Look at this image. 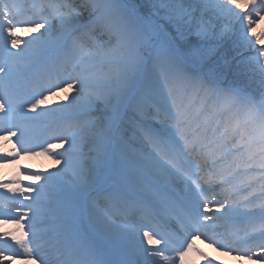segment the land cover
Returning a JSON list of instances; mask_svg holds the SVG:
<instances>
[{
	"label": "snow or ice",
	"instance_id": "1",
	"mask_svg": "<svg viewBox=\"0 0 264 264\" xmlns=\"http://www.w3.org/2000/svg\"><path fill=\"white\" fill-rule=\"evenodd\" d=\"M262 19L264 0H0V134L20 146L0 163L21 153L63 159L58 171L33 173L35 187L10 189L19 196L0 194V216L21 232L0 234L13 241L0 245V264H186L192 252L220 264L197 247L201 238L264 264V31H254ZM21 28L36 34L22 41ZM229 35L255 53L238 61L254 62L255 88L218 60ZM61 89L72 90L71 101L49 114L71 110L75 119L32 144L29 112ZM212 185L222 199L208 194ZM161 189L172 193L165 213L175 232L120 212L139 196L153 219ZM20 197L30 201L23 209Z\"/></svg>",
	"mask_w": 264,
	"mask_h": 264
},
{
	"label": "bare ground",
	"instance_id": "2",
	"mask_svg": "<svg viewBox=\"0 0 264 264\" xmlns=\"http://www.w3.org/2000/svg\"><path fill=\"white\" fill-rule=\"evenodd\" d=\"M21 4L27 5L30 3V0H19ZM254 31L260 33L264 31V19L260 20L258 24H256ZM35 30L33 29L29 32L27 28L18 29L17 35H19L23 40L30 39L32 35H35ZM23 46V44L21 45ZM257 48L260 45H256ZM242 48H237V53L240 52ZM13 51H16L15 49ZM250 51L244 50V52ZM264 61H262L263 63ZM21 84H25L23 81L18 85V88L25 92V88L21 87ZM71 89H61L56 92L55 95H47V99L43 104L40 105V109L37 110V115L42 119L35 118L34 120L28 119L25 120L26 128H27V137L32 144H41L39 141L43 138V136L47 135L48 131H50L49 140L51 138V131L56 128L57 124L64 122L66 119H75V114L70 110L68 113L63 116H57L49 114L50 109H56L59 105L68 104L71 101L72 95ZM24 111H28L27 107H25ZM100 116V113L93 114L90 117V120H97ZM38 120H44V130L37 131L34 129L35 125L40 124ZM99 126V123H98ZM19 136V133H17ZM127 138L131 143V146L138 151H142L146 156L150 152V150H145L144 146L139 143L138 139H134L131 135V132L127 133ZM140 139V138H139ZM17 137L14 136L9 139L7 134H0V155H15L12 151L13 149L18 150L19 144H17ZM52 143H59L57 140H51ZM137 141V142H136ZM141 141H143L141 139ZM144 142V141H143ZM67 145L65 144V148ZM83 151L85 153V158H87V154L92 149V140L86 138L82 144ZM37 152L42 151L40 147L36 148ZM56 152H63L64 149H56ZM60 161V163H57ZM63 166V159L60 156H54L53 154H42V155H25L21 153L16 159H9L6 163H0V183H6V188H0V194L4 196H19L18 192L10 191V189H27L29 186L35 187L38 181L33 180V173H48L58 171ZM203 174V173H202ZM119 180V176L115 173L112 174V179L109 180L108 186L116 187L117 182ZM257 189H259V184L256 185ZM211 190L208 193L210 196L215 195L217 199H222L224 193L222 194H214V190L218 187L214 185L210 186ZM220 189V188H219ZM246 193H242L244 195ZM26 195H32V193L26 192ZM220 195V196H219ZM172 196L171 192H165L163 189L158 191L157 198L155 202L151 204L150 207V216L153 218V223H160L164 227H171L174 231L172 224H175L174 218L166 215L165 210L168 207L169 200ZM30 201L24 200L23 197H20L18 201H16L17 207L23 209V206L28 204ZM120 212L127 216L128 222L133 223L135 220H131L129 214H134L135 216L144 215L145 207L144 202L139 196H129L127 206H121ZM132 221V222H131ZM172 222V224L170 223ZM25 228L24 231H27V222L24 221ZM144 224H150L149 222H145ZM179 225V224H178ZM223 232V228L220 229ZM4 232H9L14 235H20L21 232L18 226L10 220H7L6 216H0V234ZM175 232V231H174ZM159 238V237H156ZM9 243H13L11 237H5ZM4 239H0V245L4 244ZM197 247L200 248L208 257L212 258L214 261H219L220 264H257L255 259L249 260L247 258L240 257L238 258L237 253H233L232 255H227L224 250H218L216 247L211 245L209 242L203 240V238L197 240ZM5 255H11V251H7ZM11 264H23L22 259H13ZM27 264H38L35 260H29ZM147 264H153L152 261H148ZM186 264H206L203 257H201L198 253L192 252L186 257Z\"/></svg>",
	"mask_w": 264,
	"mask_h": 264
},
{
	"label": "rangeland",
	"instance_id": "3",
	"mask_svg": "<svg viewBox=\"0 0 264 264\" xmlns=\"http://www.w3.org/2000/svg\"><path fill=\"white\" fill-rule=\"evenodd\" d=\"M238 28H239V25L237 24L236 25L237 32H238ZM236 41H237L236 35H229L228 37H226L224 43L222 44L220 48L218 60L221 64L226 63V66L233 73H238L239 79L242 83L250 84L253 88H255V86L259 83V72L255 68L254 62L249 60V62L246 64L238 63V61L242 59L252 57L255 53L253 52L252 49H250V51H247V52L245 51L243 53L244 50H248V49H243V48L240 52L237 53L236 50L238 46H237ZM136 139H138L139 143L144 146L143 148H145V150L146 149L150 150V148L145 142L141 141V139H139L138 137Z\"/></svg>",
	"mask_w": 264,
	"mask_h": 264
}]
</instances>
